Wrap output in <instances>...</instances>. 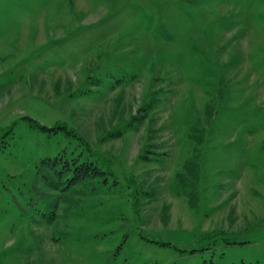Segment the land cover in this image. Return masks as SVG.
Wrapping results in <instances>:
<instances>
[{
  "label": "rangeland",
  "instance_id": "374dc122",
  "mask_svg": "<svg viewBox=\"0 0 264 264\" xmlns=\"http://www.w3.org/2000/svg\"><path fill=\"white\" fill-rule=\"evenodd\" d=\"M0 264H264V0H0Z\"/></svg>",
  "mask_w": 264,
  "mask_h": 264
},
{
  "label": "trees",
  "instance_id": "16d2710c",
  "mask_svg": "<svg viewBox=\"0 0 264 264\" xmlns=\"http://www.w3.org/2000/svg\"><path fill=\"white\" fill-rule=\"evenodd\" d=\"M27 118L41 130L56 131L59 129V127L53 128L42 123L38 124L39 121L33 119L31 116H28ZM65 129L67 130L64 135L77 144L69 142L68 149L60 150V152L58 151L54 157L46 155L44 158L40 159L41 161L36 165L37 179L41 181V184L46 186L45 192L40 191L45 196L49 194L47 193V190L55 192L48 195L51 198L54 197L56 193L63 192L62 194H67L66 196H68L74 203L78 199L76 196H79L80 198L85 196L82 193L84 190L83 187L95 186L101 182L104 185H107L110 183L109 178L114 185H121L119 177L116 176L111 169L113 168L111 158L109 159V157H106L105 155L96 154L89 150L86 143L82 140L81 135L78 134L75 129L70 130L68 127H65ZM72 145L80 146V148L76 150ZM32 191L35 192L34 188ZM134 198H136V195ZM50 208L53 209L55 215V213H57L55 210L56 205H50ZM19 210H21L22 213L25 212L22 208ZM55 218L56 217H51L50 219L54 220ZM148 241L157 245L159 243V241ZM168 245L169 243L164 242L162 246Z\"/></svg>",
  "mask_w": 264,
  "mask_h": 264
}]
</instances>
